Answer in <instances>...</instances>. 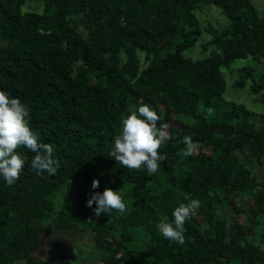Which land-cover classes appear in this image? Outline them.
Wrapping results in <instances>:
<instances>
[{"label": "trees", "instance_id": "16d2710c", "mask_svg": "<svg viewBox=\"0 0 264 264\" xmlns=\"http://www.w3.org/2000/svg\"><path fill=\"white\" fill-rule=\"evenodd\" d=\"M30 2L41 10H25ZM203 5L230 24L202 27ZM203 35L205 56L185 57ZM237 60L247 63L233 87L257 85L264 102V18L251 0H0V90L29 106L59 161L55 175L38 174L22 147L20 178L0 177V264H79L52 249L36 258L56 232L91 235L93 264H264V168L252 172L264 166V116L223 98L222 70ZM141 100L172 125L152 175L109 155ZM186 135L205 150L196 158L178 155ZM106 187L126 192L125 213L86 207ZM188 198L201 207L180 245L157 225Z\"/></svg>", "mask_w": 264, "mask_h": 264}, {"label": "clouds", "instance_id": "9594fccd", "mask_svg": "<svg viewBox=\"0 0 264 264\" xmlns=\"http://www.w3.org/2000/svg\"><path fill=\"white\" fill-rule=\"evenodd\" d=\"M30 108L19 98H14L9 92L0 90V177L7 185H13L22 174L27 157L18 151L27 148L36 153L30 166L37 173L47 172L55 175L59 161L55 158L54 147L50 143H42L38 133L30 126ZM160 116L153 108L139 102V107L121 118V131L114 137V143L109 155L128 170H147L148 175L159 170L160 163L167 157L159 149L172 137L169 123H159ZM182 143L184 148L178 155L182 157L198 154L199 144L186 135ZM99 180L93 179L91 188L99 187ZM96 217L117 211L121 214L127 211L123 194L119 190L106 187L104 191L94 192L87 200L86 207L92 208ZM201 207L199 199L188 198L186 203H180L173 212V220L162 218L157 228L160 234L170 241L180 245L185 243V222L194 217ZM24 264V262H18Z\"/></svg>", "mask_w": 264, "mask_h": 264}, {"label": "rangeland", "instance_id": "374dc122", "mask_svg": "<svg viewBox=\"0 0 264 264\" xmlns=\"http://www.w3.org/2000/svg\"><path fill=\"white\" fill-rule=\"evenodd\" d=\"M254 4L258 15L261 18H264V0H251ZM199 11L196 12V16L200 20V25L202 27H208L212 26L215 28L224 27L230 24V20L225 17L218 8L211 6V5H203ZM25 10L28 11H40L41 8L35 3L30 2L26 5ZM208 37V35H203L197 45L189 50H185L183 53L185 57L187 58H201L205 56L206 52H202V49H200L198 46H200L201 43L205 41V38ZM212 50H216L215 47L211 48ZM192 58V59H193ZM246 61H239L237 60L234 62L229 68H225L222 70L224 79L226 82V90L225 94L223 96L224 100L226 102H234L238 105H244L248 110L257 113L258 117L257 120H259L260 117L264 116V102L261 99L260 94H254L250 88L251 83H246L243 89H236L233 87L235 84V81L238 80L239 71L238 67L246 64ZM259 70H264V60L261 61V64L258 65ZM254 88L257 87V85H252ZM161 107V106H159ZM206 114L209 116L212 112V109H206ZM130 113L127 112L126 115ZM205 150L200 148L198 149V154L195 156H191L190 158H196L200 153L204 152ZM263 167H255L252 169L253 174L256 177H259L261 169ZM123 198L128 206V201L126 200V192H123ZM243 202L248 205L249 201L246 200V198H243ZM249 205L253 204V201H250ZM241 221L244 220L243 217H240ZM58 235V237H56ZM51 240H55L56 244L52 245L50 244ZM52 249L55 253H58L59 255H67L69 256L73 261L79 263V264H93V258L95 255V251L93 250V242L91 235H85L81 236L80 238H73L69 235H65L61 232H56L51 235H46L43 237V243L41 250L36 253L37 259H42L46 256L47 250ZM92 257V258H91ZM231 264V263H230Z\"/></svg>", "mask_w": 264, "mask_h": 264}]
</instances>
